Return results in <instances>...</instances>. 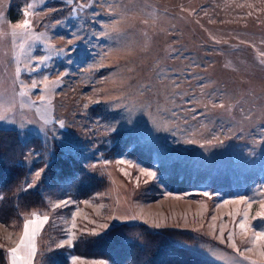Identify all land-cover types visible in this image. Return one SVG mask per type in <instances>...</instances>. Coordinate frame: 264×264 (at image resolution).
I'll list each match as a JSON object with an SVG mask.
<instances>
[{"label":"rangeland","instance_id":"1","mask_svg":"<svg viewBox=\"0 0 264 264\" xmlns=\"http://www.w3.org/2000/svg\"><path fill=\"white\" fill-rule=\"evenodd\" d=\"M12 6L0 0V130L37 137L15 194L44 191L59 151L105 186L0 220L6 263L32 221L31 264H112L75 247L121 224L177 232L209 264H264V0H25L16 22Z\"/></svg>","mask_w":264,"mask_h":264},{"label":"trees","instance_id":"2","mask_svg":"<svg viewBox=\"0 0 264 264\" xmlns=\"http://www.w3.org/2000/svg\"><path fill=\"white\" fill-rule=\"evenodd\" d=\"M25 0H12L10 19L16 22ZM124 139V138H123ZM122 139V141H123ZM37 137L23 142L12 129L0 130V220L9 222L19 218L23 212L47 208L44 193L55 197L70 196L76 200L86 199L101 191L105 182L87 173L85 167L72 155L57 152L52 164L47 168V181L36 189L17 196L15 189L25 179L27 170L21 160L31 143ZM120 142V144L122 143ZM41 148V146H38ZM146 153L139 148L131 155L142 161ZM175 191L188 190L185 186ZM180 236L177 232H151L139 225L121 224L100 238L82 240L75 251L88 257L102 258L112 264H209L203 259L194 258L185 248L177 245ZM60 261L58 258L53 262ZM0 264H7L0 250ZM57 264V263H56Z\"/></svg>","mask_w":264,"mask_h":264},{"label":"snow or ice","instance_id":"3","mask_svg":"<svg viewBox=\"0 0 264 264\" xmlns=\"http://www.w3.org/2000/svg\"><path fill=\"white\" fill-rule=\"evenodd\" d=\"M69 2H71V0H69ZM35 8V4H30L28 6V9H26L25 11V16L26 17H30L33 12L32 10H34ZM32 26V21L30 18H26L22 24L17 25V26H13L12 29V34L16 35L17 31H27L28 29H30ZM69 43H71V41H69ZM35 86V85H33ZM5 117L0 115V119H4ZM61 126H63V122H61ZM43 171V169H41V172ZM37 176L40 175V173L38 172L36 174ZM152 175H155L154 173H152ZM29 188L33 187V184H29L28 185ZM205 195H208V193H205ZM0 199H2V197H0ZM63 205L67 206L71 203H73L72 201L68 200V201H62L61 202ZM59 205H57L58 207ZM262 208H264V205L261 206ZM259 216L261 218H264V211L259 213ZM49 219V217L47 215H44L42 217V219L39 221L40 224L47 222V220ZM215 219V218H213ZM247 220V213L244 214V221ZM32 224V221H26L24 224V233L23 236L20 238L19 243L17 244L16 247L14 248H10L8 249V253L10 256V264H31V261L35 255L36 252V245H35V235H36V230L35 229H30V225ZM105 227H107V225H105ZM239 227L244 230L247 231L248 228L250 227L248 224H246L245 222H241L239 224ZM90 234H98L95 232H92ZM75 239V233H69V239L64 241V244H69L71 245L72 241ZM253 239L254 241H260V240H264V230H262L260 233H255L253 232ZM233 246L235 247V241H232ZM60 247L63 246L62 245H58ZM23 249L27 250V257L21 255V251ZM248 251H251V249H247ZM237 251H239V249H237ZM261 256H264V251H261L260 253ZM79 259V258H76ZM245 259H249L251 260V257H245ZM100 264H104V262H100ZM252 264H258L257 261H252Z\"/></svg>","mask_w":264,"mask_h":264}]
</instances>
